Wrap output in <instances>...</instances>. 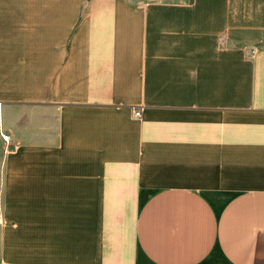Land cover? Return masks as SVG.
Wrapping results in <instances>:
<instances>
[{
	"label": "crops",
	"instance_id": "0c3cea01",
	"mask_svg": "<svg viewBox=\"0 0 264 264\" xmlns=\"http://www.w3.org/2000/svg\"><path fill=\"white\" fill-rule=\"evenodd\" d=\"M0 155V264H264V0H0Z\"/></svg>",
	"mask_w": 264,
	"mask_h": 264
},
{
	"label": "built area",
	"instance_id": "2783aa9c",
	"mask_svg": "<svg viewBox=\"0 0 264 264\" xmlns=\"http://www.w3.org/2000/svg\"><path fill=\"white\" fill-rule=\"evenodd\" d=\"M134 115H139V111L138 110H135L134 111ZM6 140H7V136H3Z\"/></svg>",
	"mask_w": 264,
	"mask_h": 264
},
{
	"label": "rangeland",
	"instance_id": "374dc122",
	"mask_svg": "<svg viewBox=\"0 0 264 264\" xmlns=\"http://www.w3.org/2000/svg\"><path fill=\"white\" fill-rule=\"evenodd\" d=\"M0 159H1V155H0ZM1 169V167H0ZM0 189H1V171H0Z\"/></svg>",
	"mask_w": 264,
	"mask_h": 264
}]
</instances>
